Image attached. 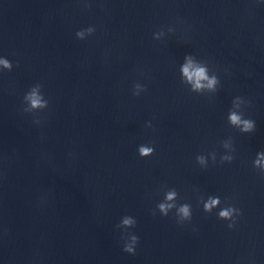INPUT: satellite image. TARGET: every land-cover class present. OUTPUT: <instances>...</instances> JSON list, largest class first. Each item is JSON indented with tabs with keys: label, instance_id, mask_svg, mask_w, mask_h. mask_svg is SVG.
I'll use <instances>...</instances> for the list:
<instances>
[{
	"label": "water",
	"instance_id": "95a60500",
	"mask_svg": "<svg viewBox=\"0 0 264 264\" xmlns=\"http://www.w3.org/2000/svg\"><path fill=\"white\" fill-rule=\"evenodd\" d=\"M0 58V264H264V0H0ZM35 84L48 107L25 113ZM171 189L191 220L159 212Z\"/></svg>",
	"mask_w": 264,
	"mask_h": 264
},
{
	"label": "clouds",
	"instance_id": "9594fccd",
	"mask_svg": "<svg viewBox=\"0 0 264 264\" xmlns=\"http://www.w3.org/2000/svg\"><path fill=\"white\" fill-rule=\"evenodd\" d=\"M94 31V28L89 27L87 29L78 31L76 33V36L78 39H84L87 35H91ZM154 38L158 39L157 34L154 35ZM184 60L186 62L181 66L182 75L184 80L192 85V90L199 92L203 89H208L215 92L219 84V80L215 74L209 75V69L206 63H195L192 55H186L184 57ZM12 67L13 65L8 59L0 58V69L11 71ZM41 89V84H35L24 95L23 102L26 106L23 108V111L25 113H33L36 111L44 110L48 107L49 101L44 98ZM142 90V86L136 84L133 95H139V92ZM237 101L243 100L240 97H237L235 100H233L232 109L229 111L228 115V121L231 126L239 128L241 132L250 133L255 129V122L250 119H245L243 117V113H238L233 110V107L237 106ZM33 122L37 125L41 123L39 119H35ZM150 126L151 125L149 124V127ZM223 146L228 147V144L224 142ZM153 153V147L146 145H140L138 147V154L140 157H148ZM211 156L213 161H215V153H212ZM257 157L258 159L254 161V164L260 165L262 161H264V151L259 152L257 154ZM232 159L233 157L229 155L221 157L222 162H231ZM196 160L200 165L206 166L207 164V160L203 155L197 156ZM177 196L178 193L175 191V189L168 190L165 193L164 201L157 205L159 212L163 216H167L172 209H176L178 223H183L184 221L191 220V206L187 203L178 206L176 204ZM220 203L221 201L219 197L210 196L206 202H203V209L205 212H211L212 209L218 207ZM234 214H239V210L233 207H226L219 211L218 216L223 220H232ZM136 223L137 221L133 217L124 216L117 227L127 230L129 228L135 227ZM232 226V224L228 225V227L230 228ZM124 238L125 244L123 247V251L129 254H135V247L139 242V237L135 234L126 233V236Z\"/></svg>",
	"mask_w": 264,
	"mask_h": 264
}]
</instances>
